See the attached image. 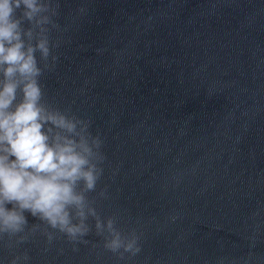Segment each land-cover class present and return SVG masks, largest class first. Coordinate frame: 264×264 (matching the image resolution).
I'll use <instances>...</instances> for the list:
<instances>
[{"label":"water","instance_id":"1","mask_svg":"<svg viewBox=\"0 0 264 264\" xmlns=\"http://www.w3.org/2000/svg\"><path fill=\"white\" fill-rule=\"evenodd\" d=\"M56 19L41 82L101 133L97 209L142 250L37 236L27 264H264V0H60Z\"/></svg>","mask_w":264,"mask_h":264},{"label":"clouds","instance_id":"2","mask_svg":"<svg viewBox=\"0 0 264 264\" xmlns=\"http://www.w3.org/2000/svg\"><path fill=\"white\" fill-rule=\"evenodd\" d=\"M59 9L60 0H0V247L12 253L9 264H27L28 250L18 249L37 236L75 246L94 231L121 260L142 250L141 233L97 209L108 198L106 187L97 191L107 159L101 133L50 101L41 82L59 59Z\"/></svg>","mask_w":264,"mask_h":264}]
</instances>
